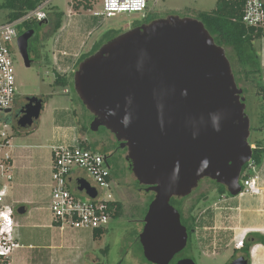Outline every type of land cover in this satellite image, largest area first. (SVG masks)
<instances>
[{
    "label": "water",
    "instance_id": "water-1",
    "mask_svg": "<svg viewBox=\"0 0 264 264\" xmlns=\"http://www.w3.org/2000/svg\"><path fill=\"white\" fill-rule=\"evenodd\" d=\"M33 34L28 29L16 41L26 67ZM72 86L93 115L90 129L110 131L127 149L136 180L154 192L138 240L146 261L170 264L188 240L172 197L188 196L202 178L237 196L242 168L252 157L245 97L226 48L201 20L170 15L102 44L78 64ZM43 105L37 98L23 107L18 126L31 127ZM78 188L95 195L83 181ZM174 264L196 263L183 258ZM229 264L248 260L241 255Z\"/></svg>",
    "mask_w": 264,
    "mask_h": 264
},
{
    "label": "rangeland",
    "instance_id": "rangeland-1",
    "mask_svg": "<svg viewBox=\"0 0 264 264\" xmlns=\"http://www.w3.org/2000/svg\"><path fill=\"white\" fill-rule=\"evenodd\" d=\"M84 0H50L49 7L56 6L61 12L60 26L53 27L47 22L40 29V37L32 36L29 43L33 49L30 54H40L39 61H33L26 67L19 53L15 55V75L19 94H40L46 100L35 124L26 129L10 128V153L18 163H23L16 184L15 168H13V188L8 201L14 208V219L19 224L18 234L24 244V253L28 244L35 248H52L51 264H151L145 261L139 249L138 233L141 231L146 206L152 193L138 192L134 188L126 189L122 196V212L116 219H110L101 237H94L91 230L77 229L67 224L57 225L59 228H48L47 221L51 217L48 209L47 192L50 191V145L64 141H79L80 139H100L106 136L101 128L100 133L91 131V113L82 105L73 86H58L54 84L56 75L65 74L68 82H72L73 70L76 69L78 57L91 53L98 43L132 28L136 23L150 22L154 19L170 15L199 19L202 12L215 8L217 0H148V6L143 12H121L112 17L100 16L99 0H88L90 9L75 5ZM0 0V25L6 21L8 9ZM46 25V26H45ZM41 42V43H40ZM260 62L264 61V37L255 43ZM13 48L17 50L16 41ZM226 48L231 61L232 70L238 80V85L244 90L245 111L250 118L249 142L264 137V117L260 119L261 97L257 94V77L245 74L237 62L232 50ZM264 80V67L262 66ZM92 143V142H90ZM16 151V152H15ZM15 152V153H14ZM15 162V161H14ZM85 174V173H81ZM17 175V172H16ZM134 175L127 174L124 180L132 183ZM215 186L209 180H203L198 189L187 197H172L171 203L180 208L185 223L193 229L190 232L189 243L181 251L182 256L193 258L196 264H229L235 245L241 238L234 240L232 221L227 216L222 218L216 214L221 209L243 204L246 196L234 202L221 201L215 193ZM113 195L117 199L115 189ZM231 197V196H230ZM25 206V213L16 209ZM230 212V210L228 211ZM216 213V214H215ZM48 258V256H47ZM31 264H46V255L32 260Z\"/></svg>",
    "mask_w": 264,
    "mask_h": 264
},
{
    "label": "built area",
    "instance_id": "built-area-1",
    "mask_svg": "<svg viewBox=\"0 0 264 264\" xmlns=\"http://www.w3.org/2000/svg\"><path fill=\"white\" fill-rule=\"evenodd\" d=\"M241 2L242 22L249 27L264 31V0H232ZM50 0H43L35 9L19 19L0 25V264H31L21 250L24 248L18 238L19 224L14 219V208L9 203V193L13 188L14 159L10 153V133L12 128L7 118L17 96L15 75V55L13 42L19 36L17 26L26 20L47 19L46 8ZM100 16L112 17L121 12H143L148 0H99ZM18 50V49H17ZM19 53V52H18ZM264 67V63L262 64ZM264 85V80H263ZM7 110H10L7 112ZM254 147L253 144H251ZM50 193L48 209L52 223L62 227L67 224L77 229H106L112 219L116 201L113 195L114 184L104 155L78 145V141L51 145ZM240 180L241 193L257 195L258 174L252 160L248 161ZM85 174H81V173ZM242 174V171H241ZM78 181L94 191L91 195L86 188L79 189ZM244 237L236 243L243 246ZM28 248H31L29 246Z\"/></svg>",
    "mask_w": 264,
    "mask_h": 264
},
{
    "label": "trees",
    "instance_id": "trees-1",
    "mask_svg": "<svg viewBox=\"0 0 264 264\" xmlns=\"http://www.w3.org/2000/svg\"><path fill=\"white\" fill-rule=\"evenodd\" d=\"M42 1L43 0H4L3 4L8 9L7 18L5 22H9V21H13V20L21 18L28 11L35 9ZM84 1H86L85 4L82 5L81 4L82 2L78 1V3L75 6L79 7L82 5L83 8L90 9L91 4H89V1L88 0H84ZM46 11H47V17L49 18L50 22L53 23V27L55 29H58L60 26V21H61L60 20L61 12L58 10L56 6H52V7L50 6L46 8ZM241 15H242L241 2L232 1V0H217L215 8L207 12H202L200 14L199 20L203 22L205 28L213 36L215 42L218 45H221L223 47H229L232 50L234 56L236 57L237 62L243 68V72L245 74L252 75L253 77H257V80H258V83L256 85L257 94L258 95L260 94L259 96L263 100L262 103H260V111H259L260 119H262L264 117V85L263 83H261L262 77H263V72H262L263 70H262V64L260 62V57L257 53V48H256L255 43L256 41H259L261 38L264 37V31H262L261 29L254 28V27L246 26L241 20ZM45 21H47V19L43 21L26 20L22 22L21 24L17 26L19 35L28 29H34V33H35L39 29V23H45ZM110 39L111 38L106 39V42ZM102 44L103 43L96 44L91 53L81 54L76 61V69L78 68V64L83 59H85L90 54L94 53ZM32 49H33L32 45L28 42V51L31 52ZM233 73L235 76V72ZM235 80L238 85V80L236 76H235ZM54 84L58 86H63V87H66L67 85L72 87V82L70 83L68 82V79L65 76V74L56 75ZM242 95L244 96V90L242 92ZM47 99L48 98H46V100ZM91 118L93 119L92 114H91ZM7 120L8 122H11L9 118H7ZM11 125L13 128H15L13 124ZM101 128L105 130L106 135L110 134L114 137V135L111 134L110 131H108L104 127H99L98 130L93 131V132L101 134L102 132H99ZM104 139L110 143L114 142L113 141L114 138L110 140V138L107 139L106 136L101 137V140H104ZM90 142L91 141H88L87 139H80L78 141V145L86 149H91L93 151L99 152L102 155H104V157L106 158L105 150L98 149L94 143H90ZM251 144L254 145V147L252 148L251 160L253 161L255 167H258L259 165H261V163L264 160V137L261 139H255L253 142H251ZM246 166L247 164H245L242 168L241 179L248 176L247 174H244V170ZM110 175L113 181L114 177L111 171H110ZM152 196L150 197L149 201H151ZM227 196H231V195L228 194ZM112 206H114V212L112 215V219H116L120 216L121 211H122L121 201L119 199H116V201L112 203ZM178 211L180 212V215H181L182 224L185 225L187 228L188 243H189L190 242L189 241L190 232H193L192 230H189V229H192V228L189 227L185 223L183 215H182V211L180 208H178ZM105 230L106 229H103V228L94 229L92 231L93 236L101 237V235L104 233ZM257 241L264 243V237L260 236V238H258ZM252 242L253 240L249 239V235H248L243 240V246L240 249H235V251H239L241 255L245 256L248 260L249 247L252 244ZM137 243L139 245L140 251L142 252L139 240L137 241ZM235 257L236 256H233L231 260L234 259ZM143 259L146 261L144 257Z\"/></svg>",
    "mask_w": 264,
    "mask_h": 264
},
{
    "label": "crops",
    "instance_id": "crops-1",
    "mask_svg": "<svg viewBox=\"0 0 264 264\" xmlns=\"http://www.w3.org/2000/svg\"><path fill=\"white\" fill-rule=\"evenodd\" d=\"M262 62L264 63V61ZM11 147H13V145ZM13 149H17L16 145L13 147ZM18 156H21V153L17 155L15 154V159H14L15 161L14 162V167H15L14 179L16 180V184L19 181L20 171L21 169H23V166H24L23 163L21 164L17 162ZM16 172H17V175H16ZM255 172L258 174V186L260 187L259 194L250 195V194L243 193L237 196L222 197L221 201L228 200V201L234 202V200H238L239 198L245 195L246 201L243 204H238L236 206L227 207L226 209L228 211L230 210V212L228 211L225 212L224 209H221L222 211H219L218 214L216 213L215 214L219 216L220 218H222L223 215H226L227 221L231 219L232 226L229 227V229L232 230L234 240L236 238H241V237L246 238L248 235H249V239L253 240L252 244L249 247L248 264H264V243L257 241V239L260 238V236L264 237V160L261 163V165L255 168ZM49 187H50V184H49ZM49 193L50 191L47 192L48 203L50 199ZM46 226L48 228L57 227L55 223H52V217H50L49 221H47ZM18 238L20 241L19 234H18ZM20 243L21 245H24L21 241ZM29 246H31V244H28V247ZM51 249L52 248H49V251L47 252L48 250L47 247L35 248L31 246V248H27V251L25 253L22 251V254L24 255V258L27 262L32 263V260L37 258V256L41 255V252L44 251L46 255V264H51V257H52ZM233 256H236V257L241 256V253L239 251H235L234 249L233 254L231 255L230 258H232Z\"/></svg>",
    "mask_w": 264,
    "mask_h": 264
},
{
    "label": "flooded vegetation",
    "instance_id": "flooded-vegetation-1",
    "mask_svg": "<svg viewBox=\"0 0 264 264\" xmlns=\"http://www.w3.org/2000/svg\"><path fill=\"white\" fill-rule=\"evenodd\" d=\"M47 22H50L48 17H47V21H45V23H39V29L34 33L35 36L40 37L39 38L40 41H42L41 40V36L42 35L39 34L40 29ZM145 23H148V21L147 22L145 21ZM142 24L143 23H141V22L140 23H136V24H134L132 26V28L140 26ZM29 56H30V59H31V65H32L33 61H36V60L39 61L41 59L40 54L32 55L29 52ZM34 97H35V99H33ZM37 98H39V99L41 98L45 102V99L42 98L40 96V94H35V93L30 92V93H27V94H24V95L21 96V94H19V92H17L16 101L14 102L13 108H12L11 112L8 115V118L11 121L10 123L13 124L16 128L26 129L27 127L26 128H22V127L18 126V124H17L19 118L22 115L21 109L23 107H25L26 105H28L29 103L34 104V101ZM35 122H36V120L34 121L33 125L35 124ZM28 128H30V127H28ZM90 141L92 143H94L98 149L105 150V152H106L105 161H106V163H107V165H108V167H109V169H110V171H111V173H112V175L114 177V179H113L114 189H115L116 193L118 194L117 199H119L121 201V203H122V200H123L122 196L125 194V192H127L126 189H128V188H134L138 192L152 193V195H153L152 199H153L154 192L151 191V190H147L148 186L140 184L136 180V178L134 180H132V183H129V182L124 180V176H127V174H131L132 170H131V166H130V161L127 159V149L125 147H121L120 146V142L117 141L115 139V137H114V140H113L114 142L113 143H110V142L106 141L105 139L104 140L93 139V140H90ZM205 179L209 180L215 186V188H214L215 189V193H216V196H217V198L219 200H222V197H225V196H227L229 194L228 191H227V188L224 185L216 183L215 181H213V180H211L209 178H202L201 180H199L198 181V186L196 188H194L193 190L198 189L200 183L203 180H205ZM240 180H241V177H240ZM193 190H192V192H193ZM149 203H150V201H149ZM149 203L146 206L143 218H144V216H145V214L147 212ZM143 218L141 219L142 228H143V225H144ZM142 228H141V230H142ZM189 230L193 231V229H189ZM139 233H138V235H139ZM187 244H188V240H187ZM180 254H181V252L175 254L174 257L172 258V260L170 261V264H174L179 259L190 258L187 255L186 256H182Z\"/></svg>",
    "mask_w": 264,
    "mask_h": 264
}]
</instances>
